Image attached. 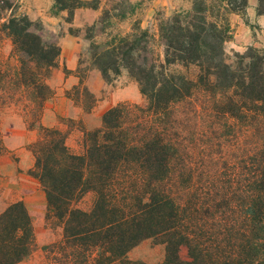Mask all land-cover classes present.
<instances>
[{"label":"trees","instance_id":"1","mask_svg":"<svg viewBox=\"0 0 264 264\" xmlns=\"http://www.w3.org/2000/svg\"><path fill=\"white\" fill-rule=\"evenodd\" d=\"M239 2L220 0L218 8L243 16L248 3ZM100 5L101 0H54L69 20L77 9ZM136 5L103 10L87 27L90 65L82 70L78 61L76 74L82 93L93 99L84 87L88 71L97 70L105 81L125 71L144 104L122 102L106 110L99 128L81 131L76 153L67 145L68 131L41 124L54 95L48 80L60 47L46 44L38 24L0 0V38L9 41L15 58L14 66L0 70V121L14 117L37 131L26 148L34 160L29 174L45 195V219L60 231L51 264H144L127 254L146 239L164 246L159 264H264V48L248 46L228 64L230 25L203 1L159 20L161 50L140 44L145 38L149 46V35L139 27L95 43L96 28L110 13L120 10L116 16L125 19ZM256 13L264 15V0H257ZM214 119L231 130L243 123L242 178L235 177L237 166L230 170L211 160L216 148L228 147L195 136L215 131ZM183 246L188 262L180 259ZM36 249L26 205L7 204L0 211V264H19Z\"/></svg>","mask_w":264,"mask_h":264},{"label":"rangeland","instance_id":"2","mask_svg":"<svg viewBox=\"0 0 264 264\" xmlns=\"http://www.w3.org/2000/svg\"><path fill=\"white\" fill-rule=\"evenodd\" d=\"M201 1L211 7H216V14L225 15L227 22L230 25L231 40L224 44L228 64L234 65L236 61L235 54H244L248 46L264 48V45L261 42L257 45L250 43L247 47L244 46V33L238 32V25L233 22L234 17L232 13H226L224 10L218 8V6L221 5L220 0H101V5L98 10H90L87 8L77 9L71 20L68 19L66 11H57V9L54 8V0L39 1L38 5L40 7L47 6L48 9L46 12L49 21H47V23L43 22L41 15L31 21L39 25L40 28L39 30H36V32L41 36L43 41L46 44L59 45L63 36L70 35L77 39L79 45V53L76 56L75 61L72 62V60L69 59L68 64H66L64 57L62 58L60 55L57 68L52 70V73L58 74L59 76L56 78L55 83L57 84L53 85V92L56 96L51 99L59 96H66L78 109H80L81 112L79 118L71 121L69 119H58V127L69 133L66 142L72 151L78 153L81 150L80 143L82 139V130H93L101 126L100 113L108 104L114 101H117L118 103L127 102L136 105L144 104V99L139 93L137 84L128 77L125 71H122L118 76L111 74L109 81H105L101 74L95 69L88 71L84 80V87L87 88L89 94L93 96V99L82 93L81 87L79 86V79L77 77L78 74H76V68L78 66V61L81 62L80 69L82 70L88 69L90 65L91 55L89 53L91 50L90 41L86 39L87 27L100 19L103 10H108L121 4H123V7H126L125 4L127 5V3L134 5L137 4L133 14L128 15L125 19H120L116 16L121 13L120 10L115 13H110L108 22H103V24L100 23L97 26L95 31L96 38L94 39L95 43L99 45L105 44L108 42L111 35L131 34L139 27L140 29L147 31L149 35V46L146 44L145 38L140 40V44L145 45L150 49L152 47L161 50L158 45L159 41L157 34L159 20L170 17L177 11L191 10L194 3H199ZM239 3V0H237V4ZM14 5L16 6V11L18 13L25 14L19 9L18 4ZM113 15L115 16L113 17ZM236 20L238 21L239 19L237 18ZM251 27H253V38L258 41V36H263L262 33L258 27ZM240 35L242 38H240ZM14 65L15 58L11 56V45L9 41L0 38V70L7 69L9 66ZM68 65L72 66V70H68ZM172 70L185 73L184 69L181 67H172ZM189 74L192 75L193 70H190ZM70 77L73 78V81H76L77 84L69 87L67 90H61L60 88L63 86L64 80ZM101 83L103 86L99 89ZM57 86L59 87L58 90L55 88ZM90 88L94 91L97 90L96 94H93ZM51 99L46 102L47 105L52 102ZM93 102H95V105L89 112L91 114L89 124L93 126L96 125V127L88 129L86 126V120L84 119L85 114L88 113H85L84 110L90 107ZM213 122L215 124V131L210 130V132H204V130H201L195 136H203L202 143L204 144L215 143L216 145L220 144L224 147H228L226 148L227 150L216 148L213 151L214 154L212 155L211 160L226 164L230 170H233V166H237L238 168L234 172L236 176L233 174L230 175L239 178L244 177L243 123L237 121L238 126L231 130L228 127L220 128L219 125H221V122L218 119H214ZM16 127L22 126L14 117H4L0 121V156H8L12 162L15 172V181L20 179V175L23 176L26 174L24 171L17 168L18 159L15 151L18 149L17 146L19 145L20 139L16 136L17 132L13 130L16 129ZM233 145L237 146L233 148ZM0 178H2V175H0ZM15 181H11V184H9L10 188L16 185L17 182L15 183ZM4 183L6 185V182ZM7 190L10 191H0V210L16 199L14 194L11 193L14 190L9 188H7ZM29 191L30 193L25 194L26 201H23L24 199L21 201L24 202L31 215L37 249L28 259L19 264H51V246L59 241L60 231L54 222H47L45 219L46 205L42 194L31 187H29ZM40 191L43 193L42 190ZM25 202H27V204ZM179 255L180 259L184 262L190 260L188 249L185 246L181 247ZM164 256L165 252L163 245L154 239H146L129 251L127 259L130 261L142 262L144 264H159L164 260Z\"/></svg>","mask_w":264,"mask_h":264},{"label":"crops","instance_id":"3","mask_svg":"<svg viewBox=\"0 0 264 264\" xmlns=\"http://www.w3.org/2000/svg\"><path fill=\"white\" fill-rule=\"evenodd\" d=\"M14 4L19 5V9H21L30 20H35L37 16H42V21L47 23L49 21V18H47V12L48 9L47 6L40 7L38 5L40 0H10ZM248 6L245 12L244 16H240L237 14H232L234 17L233 22H235L238 25V32L244 33V46L247 47L248 44L254 43V45L259 44L260 42L264 45V15H257L256 13V7H257V0H247ZM239 19L238 21L236 19ZM247 23V24H246ZM256 26L260 29L263 36H258V41H256L253 38V27ZM244 29V30H243ZM236 37V36H235ZM240 38L241 35H240ZM238 38V39H240ZM60 52L62 58L64 57L66 64H68L69 59L75 61L76 56L79 53V45L77 43V39L70 35H65L61 38L60 43ZM68 70H72V66L68 65ZM58 74L52 73L50 79L48 80L49 86L53 89V85H56V78L58 77ZM77 82L73 81V78H68L64 80L63 86H61V90H67L69 87H72L76 85ZM102 83L99 86V89L102 88ZM56 90H58V86L55 87ZM91 90V88H90ZM97 90H91L93 94H96ZM56 96L54 93L53 97ZM56 98V99H55ZM54 99H51L52 102L48 105H45V109L41 118V124L45 127H56L58 126V119H69L74 120L76 118H79L81 116L80 109H78L74 103L66 96L64 97H55ZM118 104L117 101H114L110 104H108L106 107H104L101 110L100 117H102L103 113L112 108ZM91 114H85L84 119L87 123V128L92 129L96 127V125L89 124ZM99 124V123H98ZM17 132L16 136L20 139L19 145L17 146L18 149L15 151L17 159H18V166L20 170L24 171L26 174L23 176L20 175V179L14 180V169L12 162L8 158V156H0V175H2V178H0V191L3 192H9V189H13L11 193L14 194L16 197L15 201H26L25 194L30 193L29 187L34 188L42 194V196L45 199L44 192L41 188V185L37 178L31 176L29 174V171L33 168L34 160L31 152L26 148L27 145L31 144L35 141L37 137V131H28L25 130L23 127H16V129H13ZM21 145V146H20ZM12 168V169H11ZM11 181H15L16 185L12 188L9 187V184H11ZM6 182V185L5 183ZM27 190V192H26ZM43 193H41V191ZM24 197V198H22ZM27 204V202H25ZM46 205V200H45ZM1 211V210H0ZM29 212V210H28ZM30 214V213H29ZM31 216V215H30Z\"/></svg>","mask_w":264,"mask_h":264}]
</instances>
